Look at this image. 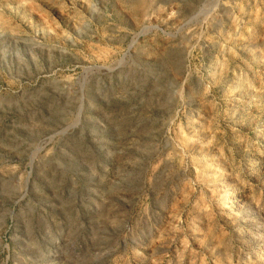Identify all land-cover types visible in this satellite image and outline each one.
I'll return each instance as SVG.
<instances>
[{
	"label": "rangeland",
	"instance_id": "1",
	"mask_svg": "<svg viewBox=\"0 0 264 264\" xmlns=\"http://www.w3.org/2000/svg\"><path fill=\"white\" fill-rule=\"evenodd\" d=\"M0 264H264V0H0Z\"/></svg>",
	"mask_w": 264,
	"mask_h": 264
}]
</instances>
